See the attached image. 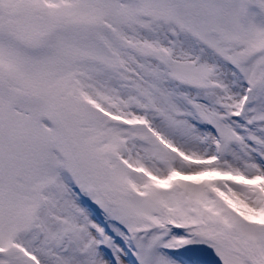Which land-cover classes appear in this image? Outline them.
Masks as SVG:
<instances>
[{
  "label": "snow or ice",
  "instance_id": "snow-or-ice-1",
  "mask_svg": "<svg viewBox=\"0 0 264 264\" xmlns=\"http://www.w3.org/2000/svg\"><path fill=\"white\" fill-rule=\"evenodd\" d=\"M0 264H264V0H0Z\"/></svg>",
  "mask_w": 264,
  "mask_h": 264
}]
</instances>
